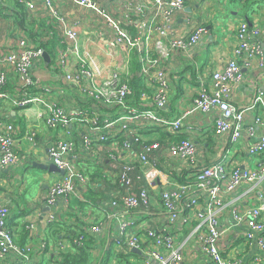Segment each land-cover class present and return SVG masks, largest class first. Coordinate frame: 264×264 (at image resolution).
<instances>
[{
    "label": "built area",
    "instance_id": "built-area-1",
    "mask_svg": "<svg viewBox=\"0 0 264 264\" xmlns=\"http://www.w3.org/2000/svg\"><path fill=\"white\" fill-rule=\"evenodd\" d=\"M18 1L28 4L27 0ZM41 1L50 27L58 36L53 68L63 73V87L73 84L81 96L79 100L88 99L86 106L63 109L57 96L64 89L56 85L53 95V87L44 85L32 72L45 50L25 37L15 40L14 48L0 57V101H10L19 111H33L54 135L46 157L63 174L53 175L43 203L83 219L84 208L73 207L76 203L92 207L94 203L86 193L89 187L103 185L105 217L117 221L112 247L119 248L123 255L114 264H183L187 250L198 258L196 264H241V257L230 258L219 247L227 230L220 229L223 217L231 219L232 227L245 226L241 238L248 249L257 247L253 262L264 264V99L256 93L246 109L255 111L251 123L245 118L246 110L231 101L236 84L243 78L242 69L264 66L260 29L239 19L232 57L221 70L211 72L208 85L200 83L186 110L176 117H166L161 111L172 85L163 61L174 53L186 54L197 48L207 35V24L216 23L214 18L205 22L202 18L187 32L177 34L173 16L186 6V0H152L154 13L141 14L142 19L134 23L137 35L127 41L117 20L98 0H67L112 28L114 38L108 46L113 53L117 54L118 46L137 53V74L144 90L141 96L149 103L148 107L146 102L138 107L127 103L133 93L118 67L109 69L97 81L100 71L85 67L82 57L76 69L69 72L72 56L79 55L75 25L56 9L54 0ZM153 33L156 37L151 43ZM48 38L53 39V35ZM8 73L15 76L12 91L6 90ZM213 112V122L205 129L212 131V137L202 134L196 138L194 134L199 131L187 124V117ZM23 140L34 144L33 134L18 137L15 126L0 117V170L19 164L17 144ZM215 143L218 150L208 147ZM240 151H244L247 161H241L242 155L236 160ZM85 156L103 171L104 178L94 180L96 185L90 184ZM78 187L85 191L79 192ZM11 209L10 203L0 201V259L8 264H34L28 255L30 246L21 247L16 241L18 230L10 224ZM60 217L45 212L42 235L56 224L70 226L76 234L57 237L54 247L63 246L52 258L54 264H62L65 247L73 248L70 253L76 255L104 228L94 223L76 228ZM26 227L31 229V225ZM45 245L42 242L39 246L40 260L54 254ZM134 249L139 251L138 257H134Z\"/></svg>",
    "mask_w": 264,
    "mask_h": 264
},
{
    "label": "crops",
    "instance_id": "crops-1",
    "mask_svg": "<svg viewBox=\"0 0 264 264\" xmlns=\"http://www.w3.org/2000/svg\"><path fill=\"white\" fill-rule=\"evenodd\" d=\"M98 1L117 20L127 41L137 35L134 23L142 19L141 14L150 15L155 10L152 0ZM27 2L28 4L25 5L18 0H0V57L5 56L14 48L15 40L19 37H25L34 45L46 44L50 50L47 53L49 60L46 61L42 57L35 62L32 66L34 77L40 78L44 85L53 87V95L57 88L56 85H60V88L64 89V93L57 96L59 105L63 109L71 110L80 107L88 99L84 97L80 101L81 96L73 84H70L71 89L68 85L63 87V73L54 69L57 61L58 36L56 31L50 27V19L46 14L42 1L27 0ZM54 4L67 21L75 25L78 34L79 55L78 57L72 56V67L69 72L76 69L75 66H78L80 58L83 57L85 58V67L100 71V75L96 74L97 81H100L109 69L117 67L130 86L139 80L137 53L123 51L118 46L116 48L117 54H115L111 51L113 48L108 46V42L114 38L112 28L102 23L87 9L71 1L54 0ZM202 18L204 22L207 19L214 18L216 23L207 24V35L203 37L198 47L186 54L174 53L169 59L163 61L167 78L172 85L167 104L161 111L166 117H176L186 110L191 105L200 83L205 82L208 85L211 72L221 70L227 60L232 57V47L235 43L236 27L239 19H244L250 27L256 26L260 29L261 35L258 40L264 53V0H209L208 3L203 5L199 3V0H186V6L175 13L172 23L175 32L182 34L194 27ZM49 34L53 35L54 39H49ZM155 37L156 34L153 33L151 43ZM125 61L126 64L124 65ZM7 75L9 78L6 90L12 91L15 86V76L10 73ZM242 77V80L236 84L233 90L231 101L238 108L246 110L251 105L256 93H261L264 99V66L263 68L255 66L252 69H242ZM135 99L136 97L132 94L128 99V104L139 107L146 102L144 105L148 107V100L142 98L141 92L137 100ZM0 117L15 126L18 137L26 133L33 134L34 144H30L26 140L17 144V150L21 155L19 164L0 170V201L11 204L10 224L18 230L16 241L21 247L30 246L31 250L28 255H30L34 264H54L52 258L63 246L60 248L58 246L54 247L55 240L58 236L67 234L66 226L62 224L58 228L49 231V233L46 231V236L42 235L45 212H55L61 216V220L67 221L76 228L89 223L104 226L102 234L91 237L94 238L93 242L89 239L85 242L84 249L90 256L81 264H114L121 261L123 256L121 250L112 247L111 242L113 234L117 232V221L106 219L103 211L106 200L99 201L95 198L98 196L94 195L92 197L97 201H94L92 207L81 205L84 208L82 210L85 212L83 219L75 217L73 212L69 214L62 213L59 206L52 208L43 203V197L51 178L54 174L60 175L59 172H51L39 166L50 164L46 157L47 146L54 139L50 129L36 119L33 111H19L8 100L0 101ZM214 117V112L196 114L187 117L186 122L199 131L194 134L196 138H199L202 134L212 137V131L205 129L209 127L208 125H211ZM245 118L247 122H253L255 111L253 109L246 110ZM260 128L261 126L257 127L258 130ZM220 142L223 143L221 140ZM208 147H212L214 150L219 149V145L216 143ZM239 155L243 156H241V161L248 160L244 151L236 154V160H238ZM84 162L87 165L86 171L95 170L90 157L85 156ZM95 181L90 184L96 185L94 184ZM102 186L92 189L101 192L103 190L105 193ZM78 191L83 193L85 188L78 187ZM239 192L238 190L237 193ZM75 207L77 205L73 208ZM231 222L229 217H223L219 221L221 230L227 228L219 242L220 249L223 254L230 258L241 257V264H256L253 262L252 256L257 252V247L253 245L248 249L241 238L245 226L232 227ZM28 225H31V229L26 227ZM83 229L87 231L86 227H83ZM68 231L71 232L72 227ZM42 242L46 243V247L53 250L54 254L48 260H40L39 246ZM63 250L69 253L74 251L71 247H65ZM184 252L185 261L183 264H196L198 262V258H194L189 250ZM41 253L43 254L44 251ZM134 257H138V254ZM262 258L264 259V254H262ZM0 264L8 263L0 259Z\"/></svg>",
    "mask_w": 264,
    "mask_h": 264
},
{
    "label": "trees",
    "instance_id": "trees-1",
    "mask_svg": "<svg viewBox=\"0 0 264 264\" xmlns=\"http://www.w3.org/2000/svg\"><path fill=\"white\" fill-rule=\"evenodd\" d=\"M54 39V37H53ZM40 47H42L45 52L49 53V49H48V46L46 44H42V45H39ZM137 68H138V65H137ZM140 82V83H138ZM132 90H133V95L134 97H136L135 100H137V97H139L140 95V92L142 94V92L144 91L143 90V87H142V81L139 79L137 80V82H134L132 84ZM130 98V97H129ZM128 98V99H129ZM128 99H127V103H128ZM81 105L83 106H86L87 104L86 103H82ZM103 164H106V162H102ZM87 172V175L89 177V179L91 180V182H93L96 178L100 179V178H104V174H103V171L99 168V167H95V170H91V171H86ZM105 181V180H103ZM107 190H111V186L109 185V188H107ZM98 196V197H95L97 199H99V201H103L104 198H105V195L103 194V192L101 191H94L92 188L89 187L87 193H86V197L90 200L93 201H97V199L93 198L92 196ZM75 205H77L78 207H81V204H78L76 203ZM62 224H56L54 225V228H58L59 226H61ZM70 230V227H66V233L65 235H67V237H71V236H74L76 234V231L75 230H72L71 232L68 231ZM82 231V230H81ZM46 235V234H45ZM137 253H133L134 256H136ZM90 256V254L86 251V249L84 248H80L79 249V253L74 255V254H71L69 252H66V253H61V258H62V264H81L82 261H85L86 259H88Z\"/></svg>",
    "mask_w": 264,
    "mask_h": 264
},
{
    "label": "water",
    "instance_id": "water-1",
    "mask_svg": "<svg viewBox=\"0 0 264 264\" xmlns=\"http://www.w3.org/2000/svg\"><path fill=\"white\" fill-rule=\"evenodd\" d=\"M43 59L44 60H46V61H48L49 60V55L47 54V52H44L43 53ZM39 166H41V167H43V168H46V169H48L49 171H51V172H59L60 174H63V171L62 170H60V169H58L54 164H52V163H50V164H48V165H39ZM135 253H137V254H139V251L138 250H133Z\"/></svg>",
    "mask_w": 264,
    "mask_h": 264
}]
</instances>
